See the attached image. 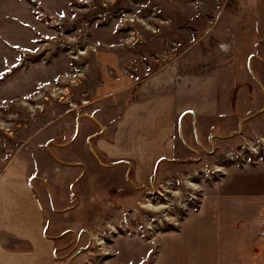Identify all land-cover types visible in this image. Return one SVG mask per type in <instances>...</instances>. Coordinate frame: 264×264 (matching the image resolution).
<instances>
[{
  "label": "rangeland",
  "instance_id": "obj_1",
  "mask_svg": "<svg viewBox=\"0 0 264 264\" xmlns=\"http://www.w3.org/2000/svg\"><path fill=\"white\" fill-rule=\"evenodd\" d=\"M124 16L143 17L146 23L145 27H132L134 40H129ZM246 16H264V0H0V173L12 158L24 156L29 160L30 182L41 186L45 202H50V195L57 210L73 207V185L82 169L69 165L59 169L50 148L71 142L77 123L88 116L93 97L84 91L94 85L93 74L97 85L106 87L105 80L109 85L115 81L105 62L109 48L116 43L122 51L119 55L129 51L141 55L140 65L149 73L171 66L180 73L188 71L187 67L195 73H202L204 67L213 73L229 67L231 72L230 60L237 55L232 53V43H223L219 36L227 30L238 32L237 21ZM139 45L142 51L135 49ZM252 56L263 59L264 64V55ZM95 64L104 77L93 72ZM259 74L262 77L259 75L257 83L263 96L252 98L258 108L243 122L242 141L213 146L200 163L169 167L171 176L161 182L163 188H167L165 182H172L167 188L171 193L184 191L185 177L223 165L225 175L218 181L198 179L202 199L198 208L159 230L153 225L148 230L145 218L154 214L143 207V191L160 183L142 188L135 199L126 196L123 207L104 214L94 230L63 238L60 246L66 254H84L83 264H240L237 247L242 238L233 208L237 193L242 188L249 191L251 186L264 203V159L255 164H231L225 161V153L264 132V65ZM36 105L40 109H34ZM45 126L48 128L32 139ZM92 173L103 177L99 170ZM114 194L116 190L110 195ZM206 198L212 201L209 208L219 202L217 206H228V210H207L202 216L190 217L201 211Z\"/></svg>",
  "mask_w": 264,
  "mask_h": 264
},
{
  "label": "crops",
  "instance_id": "obj_2",
  "mask_svg": "<svg viewBox=\"0 0 264 264\" xmlns=\"http://www.w3.org/2000/svg\"><path fill=\"white\" fill-rule=\"evenodd\" d=\"M237 24L238 32L227 30L219 36L223 43H232V53L237 55L229 62L231 72L229 67L214 73L204 67L202 73H195L187 67L188 71L180 73L171 66L149 73L140 65L141 55L130 51L119 55L122 51L116 43L109 48L105 62L115 81L109 85L105 80L106 87L97 85L93 74L94 85L84 91L93 97L88 116L77 123L71 142L50 148L59 169L63 165L82 169L73 185L76 204L57 210L50 195L46 203L41 186L30 182L29 160L24 156L12 158L0 173V264H83L84 254L68 255L61 248L68 234L94 230L104 214L123 207L124 197L135 199L142 188L169 178V167L200 163L213 146L242 141L243 122L258 108L252 98L263 96L257 83L263 59L254 60L252 55H264V16H246ZM246 53L251 54L244 57ZM92 70L104 77L96 64ZM94 170L103 177H94ZM112 190H116L113 196ZM237 194L233 209L242 238L238 262L258 264L264 260V252L259 254L264 251V203L253 186ZM211 203L206 198L201 211L190 217L202 216L207 210H228V206L218 207L219 202L209 208Z\"/></svg>",
  "mask_w": 264,
  "mask_h": 264
},
{
  "label": "built area",
  "instance_id": "obj_3",
  "mask_svg": "<svg viewBox=\"0 0 264 264\" xmlns=\"http://www.w3.org/2000/svg\"><path fill=\"white\" fill-rule=\"evenodd\" d=\"M123 23L128 24L129 40H134L135 31H132L134 25L146 26L143 17L138 16H124ZM123 26V27H124ZM46 92L43 93L45 96ZM42 96V97H43ZM46 101H49L46 98ZM34 109H40L36 105ZM264 159V132L255 140H244L237 149L229 150L225 153V161L231 164H250L258 163ZM225 175L223 165H214L211 171L206 167L196 171L194 174L188 175L184 187V191L178 190L173 193L167 188L172 187V182H165L167 188H163L162 183L154 189L144 190L143 194L146 196V204L144 209H148L149 213L154 214L153 217L145 218V223L148 230L161 229L164 224L170 222H177L178 216L198 208L202 199L199 198L200 189L197 183L198 179L206 178L207 182H215ZM187 190L191 193L186 192ZM187 196V197H186ZM156 205V206H155ZM114 228V227H113Z\"/></svg>",
  "mask_w": 264,
  "mask_h": 264
},
{
  "label": "bare ground",
  "instance_id": "obj_4",
  "mask_svg": "<svg viewBox=\"0 0 264 264\" xmlns=\"http://www.w3.org/2000/svg\"><path fill=\"white\" fill-rule=\"evenodd\" d=\"M81 55H82V53H81ZM34 110V109H33Z\"/></svg>",
  "mask_w": 264,
  "mask_h": 264
}]
</instances>
